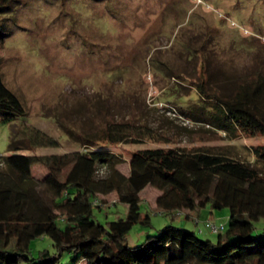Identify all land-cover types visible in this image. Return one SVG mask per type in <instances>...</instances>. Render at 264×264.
Listing matches in <instances>:
<instances>
[{
	"label": "rangeland",
	"instance_id": "obj_1",
	"mask_svg": "<svg viewBox=\"0 0 264 264\" xmlns=\"http://www.w3.org/2000/svg\"><path fill=\"white\" fill-rule=\"evenodd\" d=\"M0 30L1 78L24 109L15 120L0 122V156L89 148L84 135L106 119L146 124L169 140L109 145L122 157L115 166L125 175L132 151L140 147L204 145L254 162L249 146L264 144V134H233L181 110L193 108L201 83L207 91L225 93L237 80L264 74V0H13L0 12ZM35 130L55 144L31 143ZM14 131L24 148L10 147ZM107 172L100 164L98 175ZM47 173L41 162L31 166L38 179ZM158 193L151 185L142 190L140 210L149 221L133 224L126 234L129 245L171 221L214 241L218 232L205 222L223 224L222 233L230 225L227 207L200 208L198 223L179 211L172 218L153 206ZM98 198L95 219L105 223L125 216L115 190ZM28 208L33 222L45 218L34 200ZM53 213L69 218L73 210L62 204ZM254 224L261 231L264 219ZM43 247L53 249L48 236L30 243L33 254Z\"/></svg>",
	"mask_w": 264,
	"mask_h": 264
},
{
	"label": "trees",
	"instance_id": "obj_2",
	"mask_svg": "<svg viewBox=\"0 0 264 264\" xmlns=\"http://www.w3.org/2000/svg\"><path fill=\"white\" fill-rule=\"evenodd\" d=\"M10 1L0 0V12ZM3 39L0 30V44ZM198 89V101L192 109L181 108L183 112L233 134H264L263 73L237 80L230 92L207 91L202 83ZM23 114L20 100L0 74V122ZM146 137L169 142L146 124L106 119L84 135L89 148L0 156V264H264V228L255 232L254 224L264 219V144L249 146L254 162L204 145L140 147L130 155L129 174H123L115 166L122 157L109 145ZM30 142L55 144L37 130ZM9 143L13 149L25 147L17 131ZM36 162L48 168L42 179L31 174ZM100 164L108 168L103 176L98 175ZM148 185L159 191L153 206L172 218L177 211L190 218L206 205L227 207L230 225L214 241L171 221L129 245L126 234L133 224L149 221V214L140 210L141 192ZM113 190L126 205L125 216L102 223L94 215V208H101L98 195ZM30 199L45 214L43 220L32 221ZM62 204L72 208L69 218L54 215ZM43 236L52 240L53 249L43 247L33 254L31 241Z\"/></svg>",
	"mask_w": 264,
	"mask_h": 264
},
{
	"label": "built area",
	"instance_id": "obj_3",
	"mask_svg": "<svg viewBox=\"0 0 264 264\" xmlns=\"http://www.w3.org/2000/svg\"><path fill=\"white\" fill-rule=\"evenodd\" d=\"M205 226L209 229V230H211V231H216V232H219V231H221V230H223L224 229V225L223 224H219V225H217V224H215L214 222H212V221H206L205 222Z\"/></svg>",
	"mask_w": 264,
	"mask_h": 264
},
{
	"label": "crops",
	"instance_id": "obj_4",
	"mask_svg": "<svg viewBox=\"0 0 264 264\" xmlns=\"http://www.w3.org/2000/svg\"><path fill=\"white\" fill-rule=\"evenodd\" d=\"M190 218L194 220V223H198V218H199V211H194V213L190 214ZM196 220V221H195ZM200 228V227H199ZM207 228V227H206ZM204 228H200V230L198 229V232H203Z\"/></svg>",
	"mask_w": 264,
	"mask_h": 264
}]
</instances>
